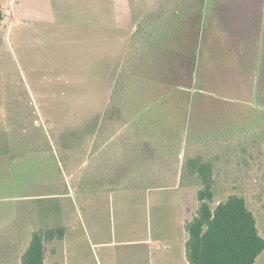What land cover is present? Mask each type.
<instances>
[{
    "label": "rangeland",
    "instance_id": "rangeland-1",
    "mask_svg": "<svg viewBox=\"0 0 264 264\" xmlns=\"http://www.w3.org/2000/svg\"><path fill=\"white\" fill-rule=\"evenodd\" d=\"M226 1L0 0V264L58 227L46 264H148L153 195L111 198L94 182L97 144L127 123L212 162V206L244 197L264 238V119L222 85L235 82L222 60L238 54L205 46ZM183 176L195 215L201 184Z\"/></svg>",
    "mask_w": 264,
    "mask_h": 264
},
{
    "label": "crops",
    "instance_id": "crops-1",
    "mask_svg": "<svg viewBox=\"0 0 264 264\" xmlns=\"http://www.w3.org/2000/svg\"><path fill=\"white\" fill-rule=\"evenodd\" d=\"M220 7L219 26L222 29L205 34V46L213 47L215 43L219 50L229 52L233 49L238 54L229 65L225 58L222 60L224 69L232 67L235 78L233 85L230 79L222 85L234 87V101L250 107L252 118L264 119V0H228ZM226 111L225 108L221 112L225 114ZM226 118L223 117L221 128L235 129L234 123L226 122ZM110 133L111 140L97 144L93 153L97 165L94 182L104 184L98 187L100 194L111 198H146L147 201L153 195L159 223L156 232L144 241L150 246L154 244L148 264H190L186 257L185 226L195 216L190 209L193 195L187 191V186H181V182L185 177L183 173L188 179L197 178L187 172L185 163L200 155L185 157L184 148L166 149L155 139L147 144L145 128L140 123H127ZM115 183L121 185L116 187ZM168 210L174 212L170 218L165 216ZM263 256L264 253L255 264Z\"/></svg>",
    "mask_w": 264,
    "mask_h": 264
},
{
    "label": "trees",
    "instance_id": "trees-1",
    "mask_svg": "<svg viewBox=\"0 0 264 264\" xmlns=\"http://www.w3.org/2000/svg\"><path fill=\"white\" fill-rule=\"evenodd\" d=\"M187 172L201 184L199 207L186 223V257L190 264H255L264 253V238L244 197L233 195L213 207L214 164L198 156L185 163ZM65 227L39 229L21 258V264H46V247L65 239Z\"/></svg>",
    "mask_w": 264,
    "mask_h": 264
}]
</instances>
